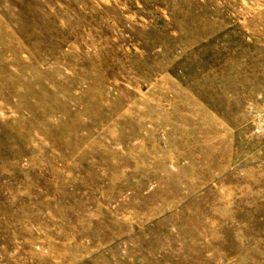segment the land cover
<instances>
[{"label": "rangeland", "instance_id": "374dc122", "mask_svg": "<svg viewBox=\"0 0 264 264\" xmlns=\"http://www.w3.org/2000/svg\"><path fill=\"white\" fill-rule=\"evenodd\" d=\"M0 264H264V0H0Z\"/></svg>", "mask_w": 264, "mask_h": 264}]
</instances>
